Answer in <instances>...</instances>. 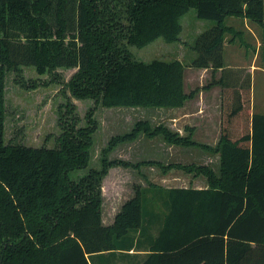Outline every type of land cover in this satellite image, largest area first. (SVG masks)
I'll return each mask as SVG.
<instances>
[{
  "label": "trees",
  "instance_id": "obj_1",
  "mask_svg": "<svg viewBox=\"0 0 264 264\" xmlns=\"http://www.w3.org/2000/svg\"><path fill=\"white\" fill-rule=\"evenodd\" d=\"M191 9L216 24L192 47L184 43L196 53L189 64L174 56L136 57L135 48L157 39L181 42L180 20ZM227 17L258 25L264 47V0H0V264H264V114H251L250 81L237 88L224 78L225 43L239 38L245 44V32L227 25ZM228 33L234 36L226 39ZM23 67L53 79L59 68L77 69L63 88L93 102L82 125L70 98L60 105L61 132L53 147L6 140L7 74L19 78ZM188 67L223 70L202 88L220 85L223 91L217 146L139 120L112 136L92 166L96 111L181 107L200 92L185 91ZM241 120L246 130L235 138L228 127ZM141 133L219 154V169L111 157ZM148 166L203 176L208 187L165 188L144 176L147 186L135 185L134 196L104 225L102 189L109 171L142 173Z\"/></svg>",
  "mask_w": 264,
  "mask_h": 264
},
{
  "label": "rangeland",
  "instance_id": "obj_2",
  "mask_svg": "<svg viewBox=\"0 0 264 264\" xmlns=\"http://www.w3.org/2000/svg\"><path fill=\"white\" fill-rule=\"evenodd\" d=\"M181 23L183 31L180 35L182 37L181 42L165 43L163 39H157L150 43L148 46L141 49H134L136 57L145 61H150L154 58L173 59L172 57L180 58L186 63H190L196 53L192 49H188L184 43H189L191 47L197 36L203 31L213 27L216 22L211 20H200L196 16L194 9L189 10L182 15ZM243 32H245L242 18L227 17L225 23L230 26H235ZM252 25V24H251ZM258 40L260 39L259 29H255ZM233 33H228L226 39L232 38ZM245 38V39H244ZM252 38V39H251ZM244 43L238 40L234 44L225 43L224 56L231 61L235 59L246 67L242 68L239 73L224 72V78L231 84L239 83L247 84L251 83V100L252 106L255 107L256 112L264 113V73L257 71H250L249 62L253 55L259 53L257 58V64L264 67V47H257V39L253 36H243ZM261 41V40H260ZM247 44L249 46H247ZM249 58V59H248ZM244 62V63H243ZM248 63V64H246ZM193 69V68H192ZM196 69V68H194ZM77 69H63L56 70V79L53 74L44 73L39 74L34 67H23L22 75L18 76L14 72H9L6 79V120H5V134L6 140H16L29 146H54V138L60 134L59 127V110L60 105L66 104L69 98L76 104V112L80 116L81 125L84 123V117L87 111L93 107L92 101H82L71 97L70 93L63 88V82L68 81ZM189 70V67L186 68ZM187 73V86L186 90L191 92L195 89L207 91L208 89H202L207 86L213 78L217 79L222 76L220 74L210 75L203 80V87L199 86V78L196 75ZM243 81V82H240ZM33 85L36 87L34 88ZM223 92V91H222ZM221 92V122L223 124L224 109L223 98ZM158 108L146 107V108H131V107H111L98 109L95 113V118L98 122V131L95 134V146L93 149V161L92 166H98V159L100 150L105 146L108 140L118 134L129 132L139 120H150L154 124L159 123V118L162 115L157 116L156 111ZM153 110V111H150ZM63 111V110H61ZM240 125L238 128L237 125ZM235 122L229 126V132L233 137H240L246 127H243V121ZM146 138H149L146 136ZM145 137H141L134 144H122L112 154L113 159H124L133 163L139 162L146 152H151L156 148L160 149V145L156 143H150ZM154 144L153 147L150 145ZM156 144V145H155ZM197 160L200 163H209L208 165H214L217 168V164H214L215 160L209 159V155H203L200 151L197 153ZM147 157V156H146ZM175 160L185 162L187 158L174 155ZM179 158V159H178ZM212 160V161H211ZM191 161V160H190ZM167 165V164H165ZM143 174H146L153 181L163 184L164 186H183L186 185L189 179H178L184 175L179 170H171L166 176L167 180H163L162 169L158 167H142ZM175 180H174V179ZM144 179L142 175L138 173L136 169L117 167L112 168L109 175L103 182V220L107 225L111 224L114 216L122 206L133 194V186L137 183L143 184Z\"/></svg>",
  "mask_w": 264,
  "mask_h": 264
},
{
  "label": "crops",
  "instance_id": "obj_3",
  "mask_svg": "<svg viewBox=\"0 0 264 264\" xmlns=\"http://www.w3.org/2000/svg\"><path fill=\"white\" fill-rule=\"evenodd\" d=\"M243 22H244L243 28L245 30V33L247 32V36L248 37L253 36L255 39H257V42H258L257 47L261 48V46H262L261 41H260L261 39L258 40L257 34L255 33V29H259V32L261 31L259 26L252 23L251 21H249L246 18L243 19ZM236 24H239V23L235 22V26H236ZM258 56H259V53H257V50H256V53L253 55L252 59L250 61H248L249 62L248 66L250 67V71L251 70L253 72L260 71V72L264 73V67H262L256 63ZM234 60L235 61H231L229 58L228 59L225 58V61H226L225 65L226 66L224 67V72L227 71L229 73H239L242 68L246 67V65L242 64V62H240V61L238 62L235 59V57H234ZM246 64H248V63H246ZM186 71H189L188 73L194 74L197 76V78H199L198 84L200 87H203V83H202L203 80L208 78L210 75H212V77H213L214 74L218 73L221 75V73L223 72V70H221V69L214 72V70L211 68L210 69L209 68L208 69H197V68L192 69V68H189V70H185V76H184L185 88L187 86V73H186ZM218 79L219 78H217L216 80H218ZM237 88H239V86H237ZM185 91H186V93H189L188 90L185 89ZM221 92H222L221 86L220 85H214L210 89H208L207 91L201 90L196 96L185 101L184 105L181 107H156L158 109L154 110V111H156L157 116L162 115L159 118V123L154 124L149 119L147 121H149L154 126L163 124V125L167 126L171 131L179 133L181 136L191 135L192 140L197 142V143L206 144V145H209L211 147H216L220 141L221 132H222ZM136 108H146V107H136ZM150 111H153V110H150ZM252 113H258V112H256L254 106H252L251 114ZM261 114H264V113H261ZM141 137H145L146 140L151 141L150 143H156V144L160 145V149L156 150V148H155L151 152H146L147 154L143 155L142 158L139 160V162L157 161V162H161L163 164H174V163H181V164L195 163L196 164V163H198V164L208 165L209 163H206V162H204V163L198 162L196 156L198 155L197 154L198 151H200L203 155H209L208 156V157H210L209 159H212V157H213V159L215 160L214 164H217V168L214 165H208V166H211L216 171H218V169H219V164H220L219 154H214V153H211L209 151H206V150H203L201 148L194 147V146L170 145V144L166 143L161 136H156L153 138H146V136L143 133H141L137 140L132 141V142H128L125 144H134ZM153 145L154 144H151L150 146L153 147ZM175 154L182 156V158L184 156V158L186 157L187 160H185V162H180L178 160L173 161L175 159V157H174ZM114 168H117V167H114ZM179 171H181V170H179ZM141 172H142V170H141ZM181 172L184 175L180 176V178H178V179H182V180L189 179L188 182H186V185H183V186H172V187L164 186L163 184H159V183L153 181L151 178H149V176H147L146 174H143V172L142 173L138 172L140 175L143 174L142 175V177L144 179L143 184L137 183V184H134V186L135 185L147 186V180L144 177V176H146V177H148V180H150L152 183H155V184L160 185V186L165 187V188H189V187H193V188H197V189H202V188L208 187V182H207V179L205 177H203V176L196 177V176H194V174L184 173L183 171H181ZM169 173H170V171L167 172L166 174L162 173L164 181L167 180L168 177H166V176ZM106 177H105V179H106ZM134 186H133V194L131 197H133L135 194L134 193ZM103 203H104V201H103ZM121 207H120V209H121ZM102 209H103V204H102ZM119 210H118V212H119ZM115 216H114V218H115ZM114 218H113L111 224L113 223ZM102 220H103V213H102ZM103 223H104V220H103ZM111 224L108 223L107 225H111ZM104 225H106V224L104 223ZM131 253H135V251L132 250ZM139 253L145 254V252H142V251Z\"/></svg>",
  "mask_w": 264,
  "mask_h": 264
}]
</instances>
